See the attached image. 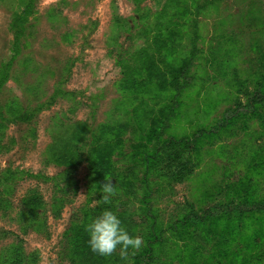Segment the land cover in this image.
<instances>
[{"label": "rangeland", "instance_id": "1", "mask_svg": "<svg viewBox=\"0 0 264 264\" xmlns=\"http://www.w3.org/2000/svg\"><path fill=\"white\" fill-rule=\"evenodd\" d=\"M105 209L130 264H264V0H0V264H126Z\"/></svg>", "mask_w": 264, "mask_h": 264}, {"label": "clouds", "instance_id": "2", "mask_svg": "<svg viewBox=\"0 0 264 264\" xmlns=\"http://www.w3.org/2000/svg\"><path fill=\"white\" fill-rule=\"evenodd\" d=\"M100 186L101 199L108 203L115 194V187L109 178ZM88 233L87 244L90 250L99 256H111L119 253L121 260L130 264V256L135 255L143 245V238L131 235L123 226L120 217L112 210L105 209L85 226Z\"/></svg>", "mask_w": 264, "mask_h": 264}, {"label": "trees", "instance_id": "3", "mask_svg": "<svg viewBox=\"0 0 264 264\" xmlns=\"http://www.w3.org/2000/svg\"><path fill=\"white\" fill-rule=\"evenodd\" d=\"M178 159V158H177Z\"/></svg>", "mask_w": 264, "mask_h": 264}]
</instances>
